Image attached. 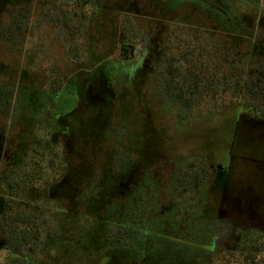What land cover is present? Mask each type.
Masks as SVG:
<instances>
[{
	"label": "rangeland",
	"instance_id": "1",
	"mask_svg": "<svg viewBox=\"0 0 264 264\" xmlns=\"http://www.w3.org/2000/svg\"><path fill=\"white\" fill-rule=\"evenodd\" d=\"M236 1L240 0H232ZM72 2L76 5L75 0H0V86L13 88L15 99L8 116L12 123L6 124L7 145H1L0 135V168L7 162L16 167L24 160L23 172L40 167L47 173L53 150L59 153L54 163L62 162L61 153L69 154L60 179L44 193L46 200L57 203L52 217L61 223L68 218L65 205L76 209L80 202H85V214L93 211L96 216L88 220L78 241L84 249L79 253L82 257L74 252L72 259L64 257L60 232L41 238L36 261L106 264L116 257L122 261L126 252L110 248L107 221L101 214L110 202L115 205L128 199V183L137 188L151 177L160 192H152L155 200L180 201L182 215L172 218L175 221L169 226L164 224L169 236L148 234L134 239L138 264H196L197 256H202L198 253L204 254L198 241L207 228L221 231L214 254L220 258L232 249L225 261L216 258L210 264H242L241 255L233 254L240 228L264 226V109L248 95L245 100L251 102L237 106L224 94L222 100L230 103L223 110L215 108L217 104H205V109H196L204 116L186 121L182 110L165 97L163 79L168 58L199 39L212 46L239 45L247 53L253 51L252 72H264V0H253L244 17L253 46L240 36L238 15L225 20L222 14L211 15L188 0H103L95 15L90 5L84 7L83 17L91 16L77 29L76 54L71 60L66 58L67 46L56 38L68 33L69 27L63 21L57 25L52 17L59 12L65 18V12L73 11ZM21 15L31 29L30 39L12 42V27ZM123 43L132 45L126 61L120 59ZM50 107L54 119L64 120L61 128L70 152L65 147L61 150V134L53 141L46 132L34 134L29 127V118L48 119ZM239 112L242 127L234 133ZM190 165L207 170L206 185L195 189L191 197L178 199L170 185L172 173ZM149 166L154 170L151 176ZM4 185L0 181V187ZM43 186L38 182V187ZM119 192L126 195L113 199L112 194ZM192 224L197 232L187 231ZM97 233L101 240L94 243ZM180 233L182 239L177 237ZM5 236L0 234V264H8L15 255L2 248ZM96 253L106 255L93 260Z\"/></svg>",
	"mask_w": 264,
	"mask_h": 264
},
{
	"label": "flooded vegetation",
	"instance_id": "2",
	"mask_svg": "<svg viewBox=\"0 0 264 264\" xmlns=\"http://www.w3.org/2000/svg\"><path fill=\"white\" fill-rule=\"evenodd\" d=\"M61 1V0H60ZM74 2V1H73ZM76 2V1H75ZM58 3V1H57ZM64 4V2H62ZM59 4V3H58ZM62 4V5H63ZM76 5L73 6V12H77L76 9H80V7L77 5L78 3H75ZM61 5L58 6V8ZM61 11L63 10V7H60ZM27 25H25V28L23 30V33H17L14 30V33H12V42H15V39H20L24 42L27 41V39H30V30L26 28ZM69 31V29L67 28ZM27 31V32H26ZM67 31V32H68ZM68 34V33H67ZM56 36L58 39V43L61 45L65 44L66 47V58H69L72 60L74 55V52L68 53L67 50H76L73 46H75V41L78 40V38L72 37V35ZM11 35V34H10ZM200 40V39H199ZM56 41V42H57ZM202 41V40H200ZM255 43L252 44V46ZM253 48V47H252ZM15 51L16 49L12 48V51ZM64 54V53H63ZM159 55V54H158ZM64 56V55H63ZM65 57V56H64ZM143 57L142 59H144ZM153 59V58H152ZM157 62H159L157 60ZM205 61H203V72L202 75L206 72L204 65ZM157 64H153V66H156ZM153 77H155L156 81V75L155 72H152ZM165 97L170 96V92L164 90ZM15 100V99H14ZM15 102V101H13ZM14 105L13 103L6 107L5 109H0V114L3 116H0V119L4 124L0 126V135H3L1 145L3 143V146L8 143L10 139H8V127L9 124L12 123V117H8L11 111V107ZM201 107H203L201 105ZM203 109V108H201ZM3 111V112H2ZM49 111L52 112V109L50 107ZM264 115V113H261ZM242 113H238L235 118V128L234 133L236 129H241L242 125ZM24 120H28L26 118H23ZM32 120V121H30ZM10 121V123H8ZM29 121L31 122L29 124V127L34 134H38L39 132H46L47 136L51 140L54 141V138L57 136V134H61L64 137V142L61 144V150L63 151V148H67V140L65 135L63 134L62 128L64 120H58L54 119V115L52 119H40V118H29ZM8 123V127L6 130V124ZM4 129V131L1 130ZM22 131L26 130L22 128ZM5 132V133H4ZM234 141V139H233ZM0 145V147H2ZM7 145V144H6ZM56 145V143H55ZM3 148V147H2ZM68 149V148H67ZM66 149V150H67ZM69 150V149H68ZM54 154L50 156L48 164H47V173L44 172L43 169L40 167H37L38 169H33L28 172H23L22 169V162L20 161L21 165L19 166H11L9 165V162L3 166V168H0V181L5 182L4 187H0V234H4L5 236V242L4 246L2 248H6L7 242H8V225L10 221L11 214L15 215H24L29 214L30 215V224L34 225V231L40 232L41 237L40 241L37 245L31 244V245H23V253H15L13 259H17L16 264H38V262L35 259L36 257H39L42 242L41 238L45 236H58L61 232V247L63 251H65V256L67 259L71 258L72 255L71 252L75 253V257H82L79 255L82 251L84 252L83 247L79 246L78 241L81 243V234L85 228V225L87 226L88 220L93 217L95 218V214L93 211H91V214H85L87 208L85 205V202H80L78 204V207L76 209H73V207L69 208L67 205V211H68V218L65 216V219L62 220L61 223H58V220L53 219L51 212L52 209L58 208L56 207L55 200H46L48 199L44 193L48 191L47 188H51L53 183L55 181H58L60 178L58 177L59 174H62L67 162L70 161V155L61 153V157H63L62 162H55V159L57 160V153L55 150L52 151ZM70 152V150H69ZM27 156V153H25ZM59 155V153H58ZM1 163V162H0ZM57 166L59 169H57ZM180 169V168H179ZM176 170H174L175 172ZM57 173L53 174L52 173ZM149 172L150 176L153 175L154 172L153 167L149 166ZM173 172V173H174ZM172 173V174H173ZM173 178V176H172ZM148 180V179H147ZM38 182H42L44 186L38 187ZM153 180H151V177H149V180L147 183H144L143 185H138L136 188L135 185H132V183H128L127 190L130 191L131 194H129L128 199L126 200H120L115 205H113L112 202H110L109 205H107L104 208V213L101 214V217L104 218V221H107V226H105V229L109 230L110 240L108 241L109 244H111V249H124L126 252V257L123 258L121 261L117 257L114 260H108L106 261V264H138L137 260L135 259V255L133 253H137V248H134L135 246V238H139L140 236L146 235H165L168 233H165V226L164 224H171L174 223L178 216L182 215L181 212V206L182 203H165L161 200L157 201L155 200L156 194H160L158 188L156 186H153L151 183ZM154 190L157 191V193H152ZM31 193H35V195H32ZM123 194V195H122ZM125 193H116L113 199L116 197H123ZM126 195V194H125ZM154 196V197H153ZM57 204V203H56ZM108 213V214H107ZM71 215V216H70ZM76 218V219H75ZM170 218V219H169ZM262 224V223H261ZM20 225V222L18 223ZM263 226V225H262ZM7 228V230H6ZM264 228V226L262 227ZM259 226H252L249 228H240L239 234L236 237V243L235 248H233V254L239 255V251L237 250V246L241 244L244 240L245 235L248 233V231L254 232L255 236L259 237L260 245L264 248V229H262ZM104 228H102V232H106ZM187 230V227H185ZM208 230L203 231V236L201 237V241L199 239L198 243L201 245V249H203L204 254L198 253L199 255L202 254V256H197L196 264H210L212 260L219 258L217 255L218 253L215 252L217 245L219 244L220 239H222L221 231L213 230L211 228H207ZM190 232H197L196 228L193 226V224L190 226V228L187 230ZM76 234V235H75ZM108 235V236H109ZM169 236V235H168ZM178 238L182 239L183 235L180 233ZM101 236L97 235L95 238H93V242H99L101 239ZM196 239L195 237L193 238ZM75 240V242H74ZM3 243V241H2ZM210 244V245H209ZM45 245V244H44ZM209 245V246H208ZM146 247V246H143ZM51 248H54L53 246ZM7 249V248H6ZM55 249V248H54ZM231 250H227L226 254L221 255L219 259L226 260L227 254L231 253ZM82 252V254H83ZM106 254L102 253H96L93 254V260H96L97 256H103L105 257ZM141 255V254H140ZM240 257V255H239ZM213 258V259H212ZM237 258V257H236ZM70 259V260H71ZM10 261V262H11ZM9 262V263H10ZM37 262V263H36ZM8 263V264H9ZM66 264V262L62 263ZM96 264H100L99 262Z\"/></svg>",
	"mask_w": 264,
	"mask_h": 264
},
{
	"label": "trees",
	"instance_id": "3",
	"mask_svg": "<svg viewBox=\"0 0 264 264\" xmlns=\"http://www.w3.org/2000/svg\"><path fill=\"white\" fill-rule=\"evenodd\" d=\"M80 7L79 13L71 10L65 12V18L62 19L58 15L52 17L54 22L60 26V21L67 24L69 31L63 33L62 36L72 35L77 38V29L81 30L87 20L83 17L86 13L83 9L85 6L90 5L92 13L95 15L102 7L103 0H75ZM192 1L195 6L205 7V9L212 14H222L225 20L231 21L233 16L238 15L240 27L238 29L241 37L249 40L250 33L245 27V15L248 9H251V2L253 0H240L233 3L232 0H188ZM73 3V2H72ZM202 7V8H203ZM247 8V9H246ZM54 9V8H53ZM77 10V9H76ZM77 10V11H78ZM81 11V12H80ZM86 16V15H85ZM15 27V32L23 33L26 22L24 17L18 16ZM23 17V18H22ZM244 24V25H243ZM8 31H11L8 29ZM13 31V30H12ZM209 32V30H208ZM61 34V32H59ZM23 40V39H22ZM21 40V42H22ZM190 42H193L192 40ZM197 40L195 45L186 43L185 51L181 52L178 56L169 57L167 60V71H165L166 79H163V88L170 92V96L166 98L182 110L184 120L193 118H200L204 114L197 112L200 106L216 105L221 111L230 102L222 100L224 94H227L234 104L242 106L247 102L246 95L250 96L252 100L264 109V72L263 70H256L252 72L250 54L243 51L238 45L234 46H219L218 44L201 43ZM182 44V43H181ZM199 44H201L199 46ZM132 45L123 43V51L121 60L128 59V51L131 50ZM74 55L75 50H73ZM161 54V53H160ZM203 61H205V73L203 72ZM214 61V63H213ZM185 65L187 70L185 69ZM254 73V74H252ZM5 85H7L5 83ZM4 87V88H3ZM245 97V98H244ZM221 99V100H220ZM225 99V98H224ZM14 101V89L0 86V109H5L10 106ZM230 101V100H229ZM206 104V105H205ZM214 108V109H215ZM2 109V110H3ZM197 109V110H196ZM211 109V110H214ZM4 111V110H3ZM2 111V112H3ZM194 111V112H193ZM194 114H193V113ZM204 113H207L204 112ZM48 119L53 118V112L48 111ZM197 166H187L184 169H176L172 174L171 188L175 192L178 199L181 196L188 194L192 196L195 189H203L207 182V170L205 168L198 169ZM200 176V177H199ZM202 182V185L200 184ZM200 184V185H199ZM178 203V201H175ZM180 202V201H179ZM20 222V225L18 223ZM7 230V228H6ZM8 242L6 248L15 253H23V245H37L40 241V232L34 231V225L30 224V215H15L11 214L8 225ZM258 236L254 232L248 231L244 240L237 246V250L242 258V264H264V254L262 253L263 247L260 245ZM17 259H13L9 264H16Z\"/></svg>",
	"mask_w": 264,
	"mask_h": 264
}]
</instances>
